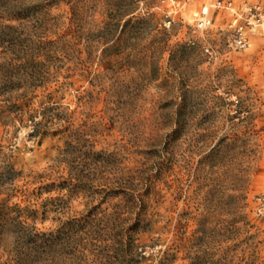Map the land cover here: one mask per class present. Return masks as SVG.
<instances>
[{
	"label": "rangeland",
	"instance_id": "1",
	"mask_svg": "<svg viewBox=\"0 0 264 264\" xmlns=\"http://www.w3.org/2000/svg\"><path fill=\"white\" fill-rule=\"evenodd\" d=\"M233 1L243 48L214 0H0V264H264V0Z\"/></svg>",
	"mask_w": 264,
	"mask_h": 264
},
{
	"label": "built area",
	"instance_id": "2",
	"mask_svg": "<svg viewBox=\"0 0 264 264\" xmlns=\"http://www.w3.org/2000/svg\"><path fill=\"white\" fill-rule=\"evenodd\" d=\"M214 6L216 8H225L235 14L232 26L235 27V33L227 38V45L231 48H243L249 43V38L246 34L245 25L238 23V7L233 0H214ZM249 16L246 18L248 24L261 25L264 23V5L261 3H254L247 5ZM212 24V17L209 16L208 8L203 7L201 14L197 16L196 25L199 28H206ZM260 210L264 213V199L261 200Z\"/></svg>",
	"mask_w": 264,
	"mask_h": 264
}]
</instances>
